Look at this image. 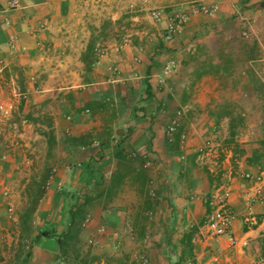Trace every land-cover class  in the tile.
Instances as JSON below:
<instances>
[{"label": "crops", "instance_id": "obj_1", "mask_svg": "<svg viewBox=\"0 0 264 264\" xmlns=\"http://www.w3.org/2000/svg\"><path fill=\"white\" fill-rule=\"evenodd\" d=\"M11 1L0 0V101L15 103L0 115V264H140L141 253L264 264V202L244 177L264 176V0H201L181 10L177 36L165 37V13L146 39L103 53L77 0ZM210 136L222 170L198 158ZM229 175L234 244L200 226L205 196ZM73 218L76 247L63 254Z\"/></svg>", "mask_w": 264, "mask_h": 264}, {"label": "built area", "instance_id": "obj_2", "mask_svg": "<svg viewBox=\"0 0 264 264\" xmlns=\"http://www.w3.org/2000/svg\"><path fill=\"white\" fill-rule=\"evenodd\" d=\"M12 7H18L20 5L18 0H12L10 2ZM200 10L209 11V7L205 4L199 5ZM165 11H157L154 12V18L156 21L161 20L162 16L165 14ZM169 24L166 28L165 37L173 38L180 34L189 20V14L185 11H176L172 15H169ZM105 50V49H104ZM104 50H101L100 53H103ZM171 65H167L166 69L169 70ZM23 97H27L26 94L22 95ZM15 108V103L12 100L9 101H0V115L5 118H9L13 114V110ZM183 116V110L178 109L173 115L170 123L167 126V138L169 141H174L177 133L181 127V117ZM216 131V129H214ZM186 140L185 133L180 135L181 145L184 146ZM94 146H99L98 143H94ZM198 158L203 162L210 156H213L215 160L214 171L216 168L218 170L223 169L224 160L220 159V151L218 150L214 136L208 137L203 144L198 148ZM136 153H132V156H135ZM151 164V160H147L145 166L148 167ZM246 179L254 180L256 183V191L255 198L253 202H264V176L262 174L253 175L250 172L244 174ZM231 188H232V175H229L228 178L221 183H219L215 189L208 195L205 196L204 202L207 206V212L205 214L204 219L201 223V228L206 229L208 236L212 238L228 236L231 242L235 243V237L232 234V224L236 217V213L233 205L230 202L231 197ZM5 195H9L7 190L4 191ZM152 194L155 195V191H152ZM12 207H9L8 213L11 216ZM104 229V226H102ZM198 238H194L193 242H196ZM93 240H89V244H93ZM119 244L116 245L118 247ZM26 248L30 251L31 244H27ZM27 252V251H26ZM140 264H151V259L146 254H138L137 256Z\"/></svg>", "mask_w": 264, "mask_h": 264}, {"label": "rangeland", "instance_id": "obj_3", "mask_svg": "<svg viewBox=\"0 0 264 264\" xmlns=\"http://www.w3.org/2000/svg\"><path fill=\"white\" fill-rule=\"evenodd\" d=\"M199 3L201 0H77L79 18L84 19L91 32L92 43L100 42L98 52L104 50L109 41L122 44L127 39H146L155 29L154 12L165 11L172 15ZM44 170L40 169V174L43 175ZM27 244L30 242L26 240L25 252Z\"/></svg>", "mask_w": 264, "mask_h": 264}, {"label": "trees", "instance_id": "obj_4", "mask_svg": "<svg viewBox=\"0 0 264 264\" xmlns=\"http://www.w3.org/2000/svg\"><path fill=\"white\" fill-rule=\"evenodd\" d=\"M74 225H75V219L73 218L72 224L70 226V230L67 233H64L62 235V239H60L63 254H66L68 252V250L69 251L74 250L76 247V244H75L76 230L74 228ZM23 248L25 250V245H23ZM28 253H29V251L25 252V255H24L25 257L22 261L27 259L28 255H29ZM86 263L88 264L89 262H88L86 257H83L79 264H86Z\"/></svg>", "mask_w": 264, "mask_h": 264}]
</instances>
